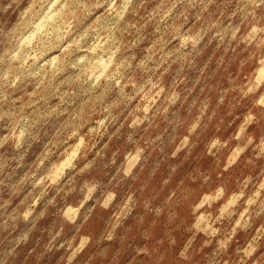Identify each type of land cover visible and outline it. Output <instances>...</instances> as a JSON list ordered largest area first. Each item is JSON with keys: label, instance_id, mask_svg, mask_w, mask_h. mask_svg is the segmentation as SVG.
I'll return each mask as SVG.
<instances>
[{"label": "clouds", "instance_id": "9594fccd", "mask_svg": "<svg viewBox=\"0 0 264 264\" xmlns=\"http://www.w3.org/2000/svg\"><path fill=\"white\" fill-rule=\"evenodd\" d=\"M0 264H264V0H0Z\"/></svg>", "mask_w": 264, "mask_h": 264}]
</instances>
